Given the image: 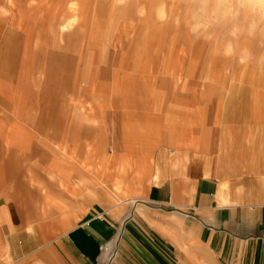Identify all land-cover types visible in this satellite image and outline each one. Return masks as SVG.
Returning <instances> with one entry per match:
<instances>
[{
    "label": "crops",
    "instance_id": "1",
    "mask_svg": "<svg viewBox=\"0 0 264 264\" xmlns=\"http://www.w3.org/2000/svg\"><path fill=\"white\" fill-rule=\"evenodd\" d=\"M73 18L61 22L70 26ZM56 19L47 21L52 29ZM183 90L145 112L120 98L124 148L111 163L125 165L142 150L150 169L103 168L109 186L99 201L96 169L80 165L110 158L68 136L35 150L25 127L50 124L27 114V125L16 128L12 114L21 108L11 92L0 98V213L14 264H100L110 251L113 264H264V105L208 101L202 85ZM91 134L85 128L82 137ZM40 153L47 160L31 164ZM143 172L141 198L108 197L111 182L127 194Z\"/></svg>",
    "mask_w": 264,
    "mask_h": 264
},
{
    "label": "rangeland",
    "instance_id": "2",
    "mask_svg": "<svg viewBox=\"0 0 264 264\" xmlns=\"http://www.w3.org/2000/svg\"><path fill=\"white\" fill-rule=\"evenodd\" d=\"M263 1L0 0V98L11 92L21 108L12 114L16 128L27 125V114L50 124L35 131L25 127L33 132L35 150H51L55 142L48 139L68 136L73 144L110 158L106 165L101 158L80 165L96 169L93 197L99 201L101 187L109 186L103 168L150 169L142 150L143 157H128L125 165L111 163L124 148L120 98L145 112L150 103L160 106L172 95L181 96L185 87L202 85L208 101L263 107ZM73 16L76 24L61 22ZM55 18L61 24L52 29L47 21ZM57 122L62 123L58 133ZM85 128L92 134L83 139ZM41 154L30 163L46 161ZM147 176L143 172V183L127 194L111 182L108 197L115 203L132 198L131 193L141 198ZM1 215L0 264H14L3 230L6 215ZM114 258L110 251L100 264H113Z\"/></svg>",
    "mask_w": 264,
    "mask_h": 264
},
{
    "label": "bare ground",
    "instance_id": "3",
    "mask_svg": "<svg viewBox=\"0 0 264 264\" xmlns=\"http://www.w3.org/2000/svg\"><path fill=\"white\" fill-rule=\"evenodd\" d=\"M264 2V1H263ZM264 4V3H263ZM71 21L73 22V24H75L76 23V20H73V19H71ZM247 54V53H246ZM5 172V171H4Z\"/></svg>",
    "mask_w": 264,
    "mask_h": 264
}]
</instances>
